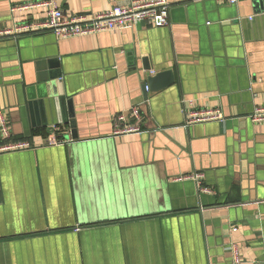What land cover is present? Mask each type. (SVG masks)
I'll list each match as a JSON object with an SVG mask.
<instances>
[{
  "label": "crops",
  "instance_id": "obj_1",
  "mask_svg": "<svg viewBox=\"0 0 264 264\" xmlns=\"http://www.w3.org/2000/svg\"><path fill=\"white\" fill-rule=\"evenodd\" d=\"M41 1L0 0V27L44 19L47 7L19 9ZM53 1L93 16L130 0ZM168 2L166 27L0 41V147L29 145L0 153V264H234L232 246L264 264V123L251 120L264 108V0ZM51 62L77 140L38 83ZM167 71L174 83L145 99L148 76ZM187 108L226 120L186 127ZM122 114L141 133L115 134ZM195 174L211 193L180 180Z\"/></svg>",
  "mask_w": 264,
  "mask_h": 264
},
{
  "label": "built area",
  "instance_id": "obj_2",
  "mask_svg": "<svg viewBox=\"0 0 264 264\" xmlns=\"http://www.w3.org/2000/svg\"><path fill=\"white\" fill-rule=\"evenodd\" d=\"M216 1L224 2L231 6H235L240 2V0ZM36 7L49 8L44 19L27 21L9 27H0V41L16 39L28 35H37L44 32H51L56 37L68 39L104 32L115 33L118 31H125L130 28H137L141 24L157 27H166L170 24V3L168 0H130L127 4L116 6L111 10L93 16H87L85 14L67 16L53 0L24 4L19 6V9L29 10ZM146 89L148 90V87ZM183 112L186 127L209 122H224L226 120L222 110L218 108H187ZM132 115L136 120L139 119V110L137 108L132 109ZM251 120L255 123H264V108L257 109L251 116ZM127 122L126 115L122 114L118 116L114 126V133H141V127L139 125H130ZM1 125L4 131L3 133L9 138V130L2 117ZM54 130L55 132L59 131L57 126L54 127ZM27 146H29L27 143L7 144L0 147V153L18 148H25ZM187 178L194 179L201 192H212L209 188L201 186L200 179L202 178V174L183 177L180 178V180H185ZM231 252L233 255V263L241 264L240 253L237 247L232 246Z\"/></svg>",
  "mask_w": 264,
  "mask_h": 264
},
{
  "label": "water",
  "instance_id": "obj_3",
  "mask_svg": "<svg viewBox=\"0 0 264 264\" xmlns=\"http://www.w3.org/2000/svg\"><path fill=\"white\" fill-rule=\"evenodd\" d=\"M50 65L52 70L50 74L47 73L46 67L39 69L38 83L45 85V88L49 90V94L47 96L49 101L48 105L53 104L57 109L58 115L63 112V108H67L68 119L63 120V124L69 125L71 138L73 140H77L78 134L73 99L71 97L67 98L66 94L62 91L63 81L61 80V75H59L56 71V62H51ZM173 83V73L170 71L160 73L153 77L148 76V84L143 86L145 99H147V86L149 90L155 91L163 89L164 86L166 87L172 85Z\"/></svg>",
  "mask_w": 264,
  "mask_h": 264
},
{
  "label": "trees",
  "instance_id": "obj_4",
  "mask_svg": "<svg viewBox=\"0 0 264 264\" xmlns=\"http://www.w3.org/2000/svg\"><path fill=\"white\" fill-rule=\"evenodd\" d=\"M58 129H59V133L63 134L67 130V126L61 125V126H58Z\"/></svg>",
  "mask_w": 264,
  "mask_h": 264
}]
</instances>
